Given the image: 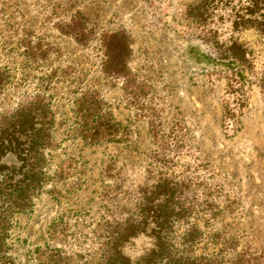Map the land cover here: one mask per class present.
<instances>
[{
	"label": "rangeland",
	"instance_id": "374dc122",
	"mask_svg": "<svg viewBox=\"0 0 264 264\" xmlns=\"http://www.w3.org/2000/svg\"><path fill=\"white\" fill-rule=\"evenodd\" d=\"M20 106L47 146L11 264H94L105 222L164 189L179 251L193 226L190 256L264 264V0H0V119Z\"/></svg>",
	"mask_w": 264,
	"mask_h": 264
},
{
	"label": "trees",
	"instance_id": "16d2710c",
	"mask_svg": "<svg viewBox=\"0 0 264 264\" xmlns=\"http://www.w3.org/2000/svg\"><path fill=\"white\" fill-rule=\"evenodd\" d=\"M44 120L39 109L27 106L0 119V264H11L6 244L10 218L33 207V196L45 178L42 152L47 145L43 133L48 123ZM170 193L164 189L142 198L123 222H105V234L95 237L99 247L94 264H223L189 255L188 249L201 239L193 226L179 238L182 249L178 250L174 230L177 224L186 223L174 214ZM139 235H145L149 245L131 258L124 248ZM239 263L236 259L230 264ZM38 264L44 262L39 260Z\"/></svg>",
	"mask_w": 264,
	"mask_h": 264
},
{
	"label": "crops",
	"instance_id": "0c3cea01",
	"mask_svg": "<svg viewBox=\"0 0 264 264\" xmlns=\"http://www.w3.org/2000/svg\"><path fill=\"white\" fill-rule=\"evenodd\" d=\"M76 16V15H75ZM78 16V14H77ZM120 48L123 49V47H127L125 43H121L120 45H116ZM132 45H129L128 48H130ZM125 51V52H124ZM113 62H114V69L116 70H120L123 69L126 65H127V55H126V49L121 50V51H117L116 54L113 53Z\"/></svg>",
	"mask_w": 264,
	"mask_h": 264
}]
</instances>
